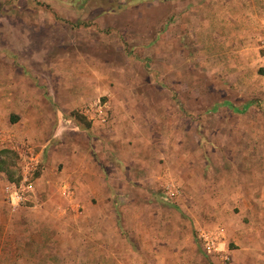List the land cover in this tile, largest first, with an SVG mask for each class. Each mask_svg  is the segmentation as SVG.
<instances>
[{"label": "rangeland", "instance_id": "rangeland-1", "mask_svg": "<svg viewBox=\"0 0 264 264\" xmlns=\"http://www.w3.org/2000/svg\"><path fill=\"white\" fill-rule=\"evenodd\" d=\"M188 4L0 0L1 197L23 170L34 185L45 169L57 171L61 154L49 160V150L59 146L48 140L57 120L73 131L91 114L117 123V151L133 157V192L114 198L125 252L118 264H264V97L239 98L237 77H211L219 66L188 59L189 35L180 41L173 30ZM198 44L194 53L209 41ZM52 176L58 201L61 174ZM42 199L34 192L19 210ZM102 227L99 236L111 235ZM101 255L85 261L113 263Z\"/></svg>", "mask_w": 264, "mask_h": 264}, {"label": "crops", "instance_id": "crops-1", "mask_svg": "<svg viewBox=\"0 0 264 264\" xmlns=\"http://www.w3.org/2000/svg\"><path fill=\"white\" fill-rule=\"evenodd\" d=\"M188 1V11L179 12L176 24H181L173 29L180 34L178 40L183 35L187 41L184 35H189L188 59L202 56L219 66L215 74H209L211 77H237L234 87L239 98L246 94L264 97V72H259L264 67V0ZM203 35L209 41L208 47L194 53ZM146 44L134 45L144 49ZM241 105L246 108L245 100ZM64 111L56 109L59 114ZM86 118L89 127L75 124L78 132L67 131L69 126L57 120L55 132L48 140L59 147L49 150V160L57 155L54 150L61 155L55 163L57 171L45 169L35 178L34 192L43 198L40 204L34 201L32 207L12 211L3 203L0 193V264H91L86 258H97L99 253L112 258V264L125 258L118 245L124 244L120 235L123 222L119 224L114 198L119 193L133 192L129 172L133 157H123V148L120 153L117 151L114 141L118 138L113 135L117 123L104 126L91 114ZM124 124L130 130L131 122ZM130 146L126 141L125 147ZM53 174H61L56 185L58 201L53 199L54 191L48 185ZM103 225L111 230V235L103 231L102 237L97 234ZM99 246L103 249L98 250Z\"/></svg>", "mask_w": 264, "mask_h": 264}, {"label": "built area", "instance_id": "built-area-1", "mask_svg": "<svg viewBox=\"0 0 264 264\" xmlns=\"http://www.w3.org/2000/svg\"><path fill=\"white\" fill-rule=\"evenodd\" d=\"M33 187L34 184L32 179L30 178L28 170H23L19 181H8L4 184L3 198L5 203L9 206L12 211L24 207L26 203L30 200L32 193H34ZM199 236L203 241V247L206 252H214V238L204 231L200 232Z\"/></svg>", "mask_w": 264, "mask_h": 264}, {"label": "trees", "instance_id": "trees-1", "mask_svg": "<svg viewBox=\"0 0 264 264\" xmlns=\"http://www.w3.org/2000/svg\"><path fill=\"white\" fill-rule=\"evenodd\" d=\"M259 72H264V67H262V68H260L259 69ZM84 120H86L85 118H84ZM79 125L81 126V127H84V128H88L89 127V124L88 123H86V124H83L82 122H79ZM3 153H5V150L4 149H1L0 150V170L1 171H3V169H2V166H1V164H2V154Z\"/></svg>", "mask_w": 264, "mask_h": 264}]
</instances>
